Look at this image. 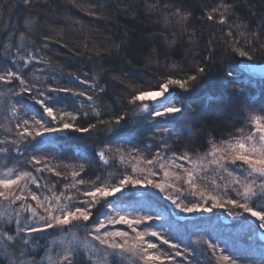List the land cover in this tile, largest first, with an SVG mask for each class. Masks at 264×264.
<instances>
[{
  "label": "snow or ice",
  "instance_id": "snow-or-ice-1",
  "mask_svg": "<svg viewBox=\"0 0 264 264\" xmlns=\"http://www.w3.org/2000/svg\"><path fill=\"white\" fill-rule=\"evenodd\" d=\"M23 3L26 6H34L33 0H23ZM146 7L150 12L158 10L156 5L148 4ZM169 8L170 5L164 2V9ZM171 9L172 11H165L163 14L162 26L167 29L172 24L171 17L175 16L177 24L182 21L185 23L183 31L186 32V24L192 13L176 4H172ZM89 14L95 15L91 12ZM234 16L235 4L230 3L229 0H221L217 7L206 9L199 17L208 22L213 33H221L220 40L225 46L226 57L229 53L233 54L221 72L222 96L207 97L209 101L213 99L226 101L216 115L222 118V130L229 133L228 137L217 139L216 133L213 132L208 136L207 143L201 142L199 145L201 149L207 150L195 152V159L189 151L179 154L173 152L171 156L156 152L151 158H146L139 148H132L126 153L127 157L136 161L135 164L128 165L131 167V173L124 174L111 183L107 179L102 180L100 176L85 180L81 175L82 173L87 175L84 163H64V168L71 169L72 179L64 184L59 192L55 182H49L46 177L39 175L46 171L67 179L66 175L58 170L59 166L53 165L52 159L32 156L30 164L35 166L36 174L32 170L8 168L7 171L0 173V264H184L186 258L193 255L194 250L185 251L179 243L173 242L172 225L168 218L154 210L151 193L141 192L140 188L156 189L163 194L165 201H170L180 212L208 213L215 208L232 205L259 221L256 227L264 233V95L259 103L253 102L244 91V80L241 76L242 73L246 74L254 70L255 52L259 50L264 53V36L261 35L264 33V22L253 32L243 23H237ZM35 22L34 19L29 18L25 24L31 27ZM234 28L239 31H234ZM25 40L26 36L21 32L16 45L18 56L12 60L13 64L22 63V69L7 71L0 69V84L12 85L14 81L18 82V90L9 88L8 93L16 97L28 93L33 105H38L39 109H42L43 116L29 117L28 113L32 111L33 105H24L22 113L16 103H11L9 116L16 121L17 139L0 140V144L7 143L19 148L21 144L30 142L28 139L30 138L31 141H35L33 148L36 149L39 145L55 146L61 139H65L66 132L90 134L97 128L96 123H90L87 127L77 126L75 122L78 114L57 105L68 95L76 98L77 101L83 98L89 102L93 114L99 118L101 113L95 107V100L98 97L74 87L48 86L45 90L39 75L35 76V80L40 83L29 80L23 69L29 68L33 60L36 64H47V61L43 57H35L31 50H27L26 55L23 54L27 49ZM165 41L167 49L157 52L154 57L157 65L161 56L171 55L170 50L176 45L177 38L173 37L169 41L165 35ZM188 43L190 45L198 43L195 29L188 33ZM7 47L6 44L5 48ZM236 57L248 62L238 63L237 67L240 71L234 70L231 66V61ZM204 60H212V56L208 55ZM193 64L194 71L187 65L182 69L188 73L184 79L172 75L171 72H162V82L157 89L149 87L146 90H134L127 100L129 105L135 106V111L146 114L141 117L142 119L152 117L148 123L169 138L180 131L175 125L186 118L183 105L185 97L178 92L174 93V89L170 86H177L183 93L191 96L196 91L197 85L201 83V78L209 75L208 69L201 63L194 61ZM165 67L175 70L178 65L166 64ZM36 71L39 73L44 70ZM69 75L80 85H87L93 92L97 89L100 93L105 91L100 87L95 76L90 83L78 75L71 73ZM84 75L87 76L88 73ZM231 83L239 84L241 87L235 93H229L227 88ZM53 93L56 95H52ZM5 94L0 91V96ZM149 97L153 98V103L137 104L138 101L143 102ZM157 97L162 99L156 100ZM80 107L83 108L84 105L81 104ZM233 109L238 110L233 111ZM124 120L125 116L119 115L114 121L105 122L103 119H98V123L106 124V131L114 132L116 129L113 128V123L119 126ZM236 124H240V127L235 131L230 130L229 125L235 128ZM7 130L12 131V129ZM204 134L201 128V138ZM183 135H192L191 128L184 130ZM44 136L55 139L37 140V137ZM163 147L167 149V141L163 142ZM192 147L195 148L196 145ZM8 151L9 148L0 147V153ZM109 151H114L119 162L124 163L125 149L122 147L110 149L106 145L97 152L104 164L109 163L107 155ZM179 161L184 163H178ZM141 165L149 167H140ZM138 171L143 175H137ZM160 173L162 177L157 182L153 177ZM209 173L212 174L211 177ZM42 180L44 184L41 191L29 186L35 185L36 189H41ZM220 181H223V187ZM85 185L90 187H82ZM169 189L172 191L170 192ZM117 193L119 195H116ZM231 193H235V196ZM186 195L197 197L200 202H185ZM209 201L210 206H205ZM258 201L262 203L257 204ZM253 205L256 207L254 208ZM134 213L138 214L134 215ZM229 215H232L231 212ZM157 220H163L164 223L157 225L154 223ZM117 225H125L126 228L114 230ZM16 239L21 240L25 246L19 256L9 247ZM40 240H45L47 243L41 246ZM202 242L211 249L217 264H246L240 256L228 252L226 243L224 247H220L209 240ZM164 245H167V248H164ZM39 250L44 252V256L37 260ZM176 257L181 259L177 260Z\"/></svg>",
  "mask_w": 264,
  "mask_h": 264
},
{
  "label": "trees",
  "instance_id": "trees-1",
  "mask_svg": "<svg viewBox=\"0 0 264 264\" xmlns=\"http://www.w3.org/2000/svg\"><path fill=\"white\" fill-rule=\"evenodd\" d=\"M164 2L170 5L168 10L164 9ZM220 2L221 0H33L34 6H26L23 0H0V69H4V71L22 69V63L13 64L12 60L18 56L16 45L19 42L20 33L23 32L27 45L23 54L26 55V51L31 50L35 57H43L47 61V64H40L48 75L52 74V78L49 76L45 82V88L53 87L50 81L55 79L57 82H61L60 87L89 90L90 95L98 97L95 100V107L101 113L99 118L95 116L89 103L83 108L80 105L79 109L73 108V97L68 95L67 98L60 100V105L64 110L74 111L78 114L75 122L77 126L87 127L90 123H96L95 130L90 134L66 132L64 133L65 139H61L55 146L39 145L36 149L30 146L25 154L21 152L23 151L21 149L16 155L11 154L10 151L8 154L6 153V156L12 158L30 155L52 159L53 165H58V170L65 174L67 179L46 171L41 175L46 177L49 182H55L57 192H59L63 189L64 184L72 179L69 169L63 167L64 163H84L87 175L83 173L81 175L85 180L100 176L102 180L107 179L111 183L127 174L129 170L121 168L114 151L107 153L109 157L107 165L100 160L97 152L106 145L110 149L116 147L125 149L126 159L128 158L127 150L132 148H139L144 156L150 158L156 152L171 156L173 152L179 154L189 151L195 159V152L207 150L201 149L199 145L201 142L207 143L208 136L213 132L216 133L217 139L227 138L229 133L222 130V118H218L216 115V112L224 106L226 101L223 99L209 101L207 97L222 96L221 72L233 54L229 53L226 57L225 46L220 40L221 33H213L208 22L199 19L206 9L217 7ZM229 2L235 4L234 19L237 23H243L251 31H256L258 25L264 22V0H229ZM148 4L156 5L158 10L150 12L146 7ZM172 4L182 6L192 13L186 24V32L183 31L185 23L182 21L177 24L175 16L171 17L172 24L167 29L162 26L163 14L165 11H172ZM90 12L95 15L89 14ZM29 18L36 21L31 27H27L25 24ZM193 29H195L198 43L190 45L188 33ZM233 30L239 31L235 28ZM165 35L169 41L176 37L177 43L170 50L171 55L161 56L159 65H157L154 59L156 53L163 52L168 47ZM261 35L264 36V33ZM210 41L211 43H209ZM6 44L7 48H5ZM193 48L195 51H190ZM208 55L212 56V60L205 61L204 57ZM194 61L205 66L209 75L201 78V83L197 85L196 91L191 96L183 93L177 86H170L174 89V93L178 92L182 97H185L183 105L186 110V118L175 125L180 130L177 134L171 138L168 136L166 138L165 135L164 141H167L168 144L165 149L164 141H160L159 138L153 139L155 137L153 135L160 131L148 123L152 117L142 119L141 117L146 114L135 111V106L129 105L127 100L134 90H146L149 87L157 89L162 82V72H171L172 75L184 79L188 73L182 69L187 65L194 71ZM239 62L247 61H241L239 57L232 60L231 66L236 71H240L237 67ZM32 63L27 72L25 71L29 80H31V73L38 66H35L36 63ZM173 63L178 65L177 69L172 70L165 67L166 64ZM253 63L255 65L264 64V53L259 50L255 52ZM70 73L78 75L90 83L92 77L95 76L96 81L105 91L100 93L99 89L96 92L89 88L84 89L83 87L88 86L80 85L69 75ZM84 73H88V75L85 76ZM241 76L244 80L243 87L246 95L253 102L259 103L264 95V78L254 79L244 73ZM239 87L241 85L231 83L227 92L235 93ZM28 97L29 94L25 93L23 96L15 98V103L22 111H24V105H33ZM80 103L81 101H79ZM140 103L143 102H137V104ZM236 110L238 109H233V111ZM31 113L39 117L42 110L38 105H33L32 111L28 113L29 117ZM119 115H124L125 120L119 126L113 123L112 126L116 129L114 132L106 131V124L98 123V119H103L105 122L114 121L115 117ZM239 127L240 124H236L235 128L229 125L232 131ZM189 128L192 130V135L184 136V130ZM201 128L205 133L202 138L200 136ZM44 137H37V140L55 139V137ZM148 138L151 139L148 141ZM148 144L152 147L149 150ZM193 145L196 147L193 148ZM208 175L211 177L212 174ZM217 179L219 180V177ZM82 187H90V185ZM199 190L197 189V191ZM231 195L235 196V193H231ZM151 197L152 205H158L160 210L166 211L169 216L168 221L172 225L171 239L173 242L179 243L185 251L194 250L193 255L187 257L184 264H189V262L190 264H217L216 257L212 255L211 249H208L207 245L202 242L203 240H209L220 247H224L226 243L228 252L240 256L246 261V264H264V243L257 236L259 229L256 227V223L248 220L245 214L243 215L242 209L225 206L224 208H228L232 216L238 219L226 223V220L221 218L223 217L221 212L213 210V214L209 216L187 215L188 217H185L184 212L169 209L168 205L158 200L156 202L152 193ZM185 197H192L193 201L200 202L197 197L191 195ZM259 203L262 202L258 201L257 204ZM208 204L210 205L211 202H207L205 206ZM253 207L255 208L256 205ZM238 213L240 215H237ZM198 232L203 234L205 239L192 240L193 234ZM232 232H236L234 238L239 239L242 236L245 241L229 242L226 238ZM250 238L252 239L250 240ZM196 241L201 242L195 243ZM163 247L167 248V245ZM218 255L219 253H217ZM176 259L180 260L181 257H176Z\"/></svg>",
  "mask_w": 264,
  "mask_h": 264
},
{
  "label": "rangeland",
  "instance_id": "rangeland-1",
  "mask_svg": "<svg viewBox=\"0 0 264 264\" xmlns=\"http://www.w3.org/2000/svg\"><path fill=\"white\" fill-rule=\"evenodd\" d=\"M32 64H35V60H33V63ZM36 65H38L37 68H35L36 70L37 69H43L40 64H35V66ZM27 70H28V68L27 69H23L24 74L26 76H27V74H26ZM36 70L33 71L31 73V75H30L31 80L33 82L40 83L39 81H36L35 80V76L36 75L41 76L43 84L45 82H47V79H48L49 76L52 78V76H51L52 74L49 73V75H48L45 69H43L44 70L43 72H39V73ZM28 77L29 76H27V78ZM50 80H52V79H50ZM50 83H52V86L53 87H60V84H61V82H57L55 79L53 81H50ZM45 85H46V83L44 84V87H45ZM9 88H14V89H17L18 90V82H15L14 81V83L12 85H3V84L0 85V91L6 93L5 95L0 96V140H6V141H11V140L17 139V137L15 136V132L18 130L17 127H16V121H15V119H13L11 116H9V106H10L11 103H15V98H16V96H12L10 93H8V89ZM83 88L84 89H87L88 87H83ZM52 95L55 96L56 94L53 93ZM155 99L156 100H159V99H162V98L157 97ZM79 101H81L80 104H79ZM79 101H77L76 98H74V97L72 98L73 108L76 107L77 109H79L80 108L79 105H81V104L86 105V104L89 103L87 100H84L83 98H80ZM143 103L151 104V103H153V98H151V97L146 98L143 101ZM76 104H78V105H76ZM61 106L62 105L57 106V107H61ZM21 112L23 113L22 110H21ZM32 115H34V114L31 113L30 114V117ZM41 116H43V111H42V114L39 115V117L37 116V118H40ZM44 119L50 120V118H47V117H44ZM7 129H12V131L9 132ZM153 136H155V137H153V139H158L159 138L160 141H164V139H165V134L162 131H160L158 133H155ZM42 138H45V137H42ZM166 138H167V135H166ZM28 139H30V138H28ZM150 139L151 138H148V141ZM34 144H35V141H33V142L30 141V143L21 144L19 146V148H16L14 145H10V144H7L6 143V144H0V147L9 148V151L8 152L11 151L10 152L11 154L16 155L21 149H23V151H21V152H23L25 154L27 148H29L30 146H33ZM148 145H149V147H148V150H149L152 147L150 146V144H148ZM8 152H7V154H8ZM37 157H40V156H37ZM145 157L146 158H150L149 156H145ZM31 158H32V156H30V155L27 156V157H12L11 158L9 156H6V153H0V173H2L4 171H7L8 168H15L17 170H22V169L32 170L34 172L35 166L30 164ZM124 161H125V163H123V164H121L119 162V164L121 165V168H127L129 170L128 173H131V167H129L128 165L129 164H135L136 161L134 159L130 158V157H128L127 159L125 158ZM178 163L183 164L184 162L183 161H179ZM186 166H189L190 167V165H186ZM140 167L147 168L149 166L148 165H141ZM157 171H159L158 168H157ZM177 171H179V170H177ZM69 172L71 174V169H69ZM34 174H36V173L34 172ZM39 175H41V174H39ZM137 175H143V173H140L138 171L137 172ZM161 177H162V173H160L157 176H154L153 179L156 180L157 182H159L160 179H161ZM221 183H222V186L221 187H223V181H221ZM43 184H44V182L41 181V189H36V186L35 185H29V186L31 188H33L34 190H36V191H41V190H43ZM133 191H136V189H133ZM139 191H141V192H150V193H152V195L156 199L155 200L156 202L158 200L159 202L165 203L166 205H168L169 206V209H174L176 211H179V209L176 208L175 205H173L170 201H165L163 199V194L159 193L156 189L140 188ZM169 191L171 192L172 190L169 189ZM116 195H119V194L117 193ZM173 195H176V193H173ZM79 199H84V197L83 198H80L79 197ZM188 201H193V198L192 197L191 198H186L185 197V202H188ZM152 206H153L154 210L159 211L163 216H165V217H167L169 219V216L166 213V211L160 210L159 206L158 205L156 206V204H153ZM207 206H210V205L208 204ZM226 206L233 207L232 205H226ZM233 208H235V207H233ZM213 210L216 211V212H221L222 215H223V217H221V218L224 219V220H226L225 221L226 223H230L233 220H238L237 218H234L232 215H229L228 208L221 207V208H215ZM213 210L211 212H208V213H204V212L186 213V212H184L185 213L184 216L185 217H188L187 215L209 216V215L213 214V212H214ZM137 214L138 213H134V215H137ZM244 214L247 216V219L248 220H250L251 222L253 221L257 225L259 224V221H256L254 217H251L247 213H243V215ZM149 223H153V222H149ZM154 223H156V224L157 223H164V221L163 220H157ZM214 223H216V222H214ZM109 227L111 228L112 226H109ZM142 227H143V225H141V228ZM125 228H126L125 225H117V226H115V229L114 230H124ZM244 228H242V229H244ZM240 231H242V230H240ZM258 231H260V230H258ZM236 232H232L229 236H227L226 239L229 240V242H231V243H234V241L235 242L245 241V239H243L242 236L239 239L237 237L234 238V236L236 235ZM191 238H192V240H195V239H197V240L198 239H205L204 235L201 234V233H199V232L197 234L194 233ZM50 239H51V237H50ZM251 239L252 238H250V240ZM46 243H47V241H45V240H40L39 241V244L41 246H43ZM157 243H159V242L157 241ZM9 247H10V250L15 255L19 256L20 252L24 249L25 246H24V244H23V242L21 240L16 239L15 243L14 244H11ZM42 256H44V252L42 250H39V255L36 256V259L39 260L40 257H42Z\"/></svg>",
  "mask_w": 264,
  "mask_h": 264
},
{
  "label": "water",
  "instance_id": "water-1",
  "mask_svg": "<svg viewBox=\"0 0 264 264\" xmlns=\"http://www.w3.org/2000/svg\"><path fill=\"white\" fill-rule=\"evenodd\" d=\"M242 63H248V62H242ZM246 75L254 79H263L264 78V64L255 65L254 70L251 72H246ZM180 220H183V219H180ZM257 236L259 240L264 243V233H262L261 231H258Z\"/></svg>",
  "mask_w": 264,
  "mask_h": 264
}]
</instances>
